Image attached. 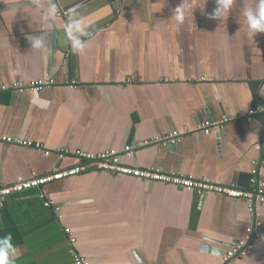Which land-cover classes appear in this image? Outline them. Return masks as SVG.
I'll return each instance as SVG.
<instances>
[{
	"label": "crops",
	"instance_id": "obj_1",
	"mask_svg": "<svg viewBox=\"0 0 264 264\" xmlns=\"http://www.w3.org/2000/svg\"><path fill=\"white\" fill-rule=\"evenodd\" d=\"M0 0V85L52 79L39 92L0 91V188L31 173L77 164L43 150L122 151L177 133V144L137 148L124 165L248 190L264 185V33L248 28L233 0ZM38 45V46H35ZM259 108L253 116L249 110ZM205 123L213 124L204 133ZM3 138L42 145L7 144ZM0 206V250L8 264H221L254 228V249L235 264H264V203L198 194L96 170Z\"/></svg>",
	"mask_w": 264,
	"mask_h": 264
},
{
	"label": "built area",
	"instance_id": "obj_2",
	"mask_svg": "<svg viewBox=\"0 0 264 264\" xmlns=\"http://www.w3.org/2000/svg\"><path fill=\"white\" fill-rule=\"evenodd\" d=\"M53 84L54 82L52 79L36 81L19 80L12 83L11 86L0 85V91H7L11 89L20 92L24 90L39 92L43 88L52 86ZM259 110V108L250 109L248 115L253 116ZM214 128L217 127L213 124L205 123L203 131L208 134ZM179 140L180 135L173 133L162 138H154L139 142L135 146H126L122 151L110 150L96 154L79 150L70 153L62 148H57L52 151L43 150L45 156L55 154L59 162H62L67 158V156H72L77 161V164L65 169L54 170L43 176H37L36 174L31 173L30 177L27 179L18 177L12 184L0 188V206H3L6 200L13 195L20 194L29 189L37 188L40 189L39 197L43 202V206L52 208L54 213L59 215L60 209L55 206L54 202L50 200L43 191H41V188L47 184L80 175L87 170H96L117 177H130L142 181L161 183L186 191H194L198 194H211L227 199L244 200L248 203L250 212L254 211L256 204L264 203V185L255 178L257 173L256 171L251 173L254 176L251 188L248 190H241L232 186L226 187L216 185L208 180H196L190 176L175 173H164L155 168L143 169L135 166H127L121 161L122 154L130 157L134 154V151L137 148L155 144H177ZM2 141L7 144H15L21 147L34 148L37 150H42L43 148L39 143H33L31 141H24L20 139L3 138ZM64 233L69 242V254L73 264H88V262L77 252L75 248L76 239L74 238L71 230L69 228H65ZM245 234L246 235L243 239L234 242L233 245L223 254L221 264H235L236 259L243 258L254 249L252 241L255 235L254 228L250 226L247 227Z\"/></svg>",
	"mask_w": 264,
	"mask_h": 264
},
{
	"label": "clouds",
	"instance_id": "obj_3",
	"mask_svg": "<svg viewBox=\"0 0 264 264\" xmlns=\"http://www.w3.org/2000/svg\"><path fill=\"white\" fill-rule=\"evenodd\" d=\"M233 0H216L217 7L209 15V19H221L223 21L231 9ZM189 8L187 0L174 10L175 19L177 22H182L185 11ZM244 15L247 21L248 28L254 34L264 33V0H257L256 7H245ZM38 46V45H35ZM8 251L0 250V264H8Z\"/></svg>",
	"mask_w": 264,
	"mask_h": 264
}]
</instances>
